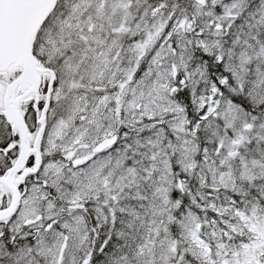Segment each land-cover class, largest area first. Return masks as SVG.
<instances>
[{
	"label": "snow or ice",
	"instance_id": "obj_1",
	"mask_svg": "<svg viewBox=\"0 0 264 264\" xmlns=\"http://www.w3.org/2000/svg\"><path fill=\"white\" fill-rule=\"evenodd\" d=\"M0 264H264V0H0Z\"/></svg>",
	"mask_w": 264,
	"mask_h": 264
}]
</instances>
